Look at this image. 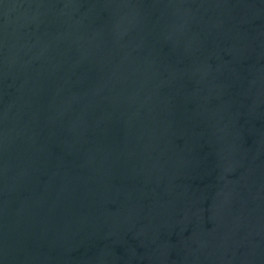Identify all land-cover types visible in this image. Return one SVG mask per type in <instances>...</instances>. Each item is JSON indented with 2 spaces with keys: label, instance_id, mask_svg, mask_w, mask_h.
I'll return each mask as SVG.
<instances>
[{
  "label": "water",
  "instance_id": "water-1",
  "mask_svg": "<svg viewBox=\"0 0 264 264\" xmlns=\"http://www.w3.org/2000/svg\"><path fill=\"white\" fill-rule=\"evenodd\" d=\"M0 264H264V0H0Z\"/></svg>",
  "mask_w": 264,
  "mask_h": 264
}]
</instances>
